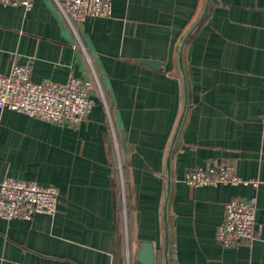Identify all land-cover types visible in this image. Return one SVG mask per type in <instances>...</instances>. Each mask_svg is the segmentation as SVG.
Returning <instances> with one entry per match:
<instances>
[{
	"label": "crops",
	"instance_id": "crops-1",
	"mask_svg": "<svg viewBox=\"0 0 264 264\" xmlns=\"http://www.w3.org/2000/svg\"><path fill=\"white\" fill-rule=\"evenodd\" d=\"M111 2L110 17L73 24L55 0L0 4V73L27 65L36 82L74 77L94 101L78 127L0 110V182L60 194L54 216L0 219V264H140L142 242L166 264V160L183 109L169 264H264V0ZM214 163L256 185H186V171ZM232 198L255 199L260 235L224 247L215 236Z\"/></svg>",
	"mask_w": 264,
	"mask_h": 264
},
{
	"label": "built area",
	"instance_id": "built-area-1",
	"mask_svg": "<svg viewBox=\"0 0 264 264\" xmlns=\"http://www.w3.org/2000/svg\"><path fill=\"white\" fill-rule=\"evenodd\" d=\"M35 0H0L3 6L33 8ZM68 23L88 19L108 18L112 13L111 0H55ZM106 108L108 105L103 101ZM94 101L88 83L70 77L59 83L43 79L33 81L31 68L14 65L8 74L0 73V110H9L55 124L78 127L89 116ZM264 119V109H263ZM184 182L192 188L218 185H256L239 177L226 163L186 171ZM59 191L53 186H40L33 181L9 177L0 182V219L30 220L36 214L54 216L58 212ZM223 221L217 227L216 240L224 247L242 241H252L260 235L255 218V199L243 201L232 198L224 204Z\"/></svg>",
	"mask_w": 264,
	"mask_h": 264
},
{
	"label": "water",
	"instance_id": "water-1",
	"mask_svg": "<svg viewBox=\"0 0 264 264\" xmlns=\"http://www.w3.org/2000/svg\"><path fill=\"white\" fill-rule=\"evenodd\" d=\"M206 10H207V5L205 7L204 12H206ZM188 36L186 37V39L188 38ZM185 40L182 43L181 50H182V48L184 46ZM143 63L148 65V66H150V67H157L158 66V63L154 62V61H143ZM184 113H185V110L183 109V111H182V113H181V115L179 117L176 129H175V132H174V135H173V139H172V142H171V145H170L168 157H167V160H166L167 189H166V195L164 197L163 215H162L163 226H164V235H165L164 236V250H165L166 264H169V261H168L169 242H168V223H167V202H168V193H169V188H170V158H171V154H172V150H173L175 141H176L177 136H178V132L180 130V127H181V124H182V121H183V118H184ZM137 261L140 264H155L154 250H153V247H152L151 243L142 242L140 244V249H139L138 255H137Z\"/></svg>",
	"mask_w": 264,
	"mask_h": 264
}]
</instances>
